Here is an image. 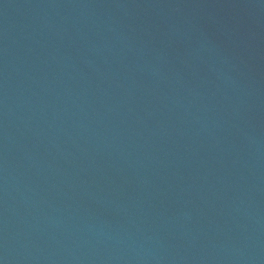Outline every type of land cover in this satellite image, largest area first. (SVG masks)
Wrapping results in <instances>:
<instances>
[{
  "label": "water",
  "instance_id": "95a60500",
  "mask_svg": "<svg viewBox=\"0 0 264 264\" xmlns=\"http://www.w3.org/2000/svg\"><path fill=\"white\" fill-rule=\"evenodd\" d=\"M0 264H264V0H0Z\"/></svg>",
  "mask_w": 264,
  "mask_h": 264
}]
</instances>
